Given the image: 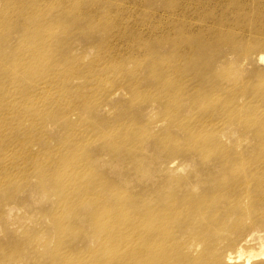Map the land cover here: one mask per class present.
<instances>
[{
	"label": "rangeland",
	"instance_id": "obj_1",
	"mask_svg": "<svg viewBox=\"0 0 264 264\" xmlns=\"http://www.w3.org/2000/svg\"><path fill=\"white\" fill-rule=\"evenodd\" d=\"M262 121L264 0H0V264H264Z\"/></svg>",
	"mask_w": 264,
	"mask_h": 264
},
{
	"label": "bare ground",
	"instance_id": "obj_2",
	"mask_svg": "<svg viewBox=\"0 0 264 264\" xmlns=\"http://www.w3.org/2000/svg\"><path fill=\"white\" fill-rule=\"evenodd\" d=\"M9 1H10V6H11V8H12V0H8V2H9ZM21 12L24 13V10L21 9ZM179 45H182L183 48H184V47L188 46V43H187L186 40H184V41H183V40H180V41H179ZM19 56H20V55L17 54V58H18ZM15 58H16V57H15ZM15 58H13L12 61H14L15 65H16V64H17V62H16V61H17V58H16V59H15ZM259 58L262 59L263 56L259 55ZM4 59H5V58H4ZM14 59H15V60H14ZM5 60H6V59H5ZM49 70H52V68H49ZM259 124H261L262 126H264V121L259 122ZM129 137H130V135H126V136H124V138H129ZM228 176H229V175L227 174V176H224V177H218V178H217L218 180L215 179V180H217V181H216L215 185L211 188L210 195H208L209 197L199 200L197 206H194V205H193V202H191L189 208L187 209V213L192 214L191 212H192L193 210H201V209L205 208V206L213 207V206H209V204L212 203V202L219 201V199H222V200L228 201V200H229V197H231L232 195H234L233 192L230 193V187H226V185H225V183H224V179H226ZM215 180H214V181H215ZM214 181H213V182H214ZM155 193H160V192H155ZM165 195L167 196V198H168L170 201H172L173 198H174V192H169V193H167V194H165ZM231 198H232V197H231ZM184 199H185V197H184ZM149 208H150V206H146V207H144V210H145V211H148ZM159 213H160V211L158 210V212H157V216H158ZM187 220L189 221V220H190V217H188ZM120 221H121V220H120ZM156 221H157V223H158V226L160 227V226L162 225V220H161L160 218H158ZM147 223H148V222H147ZM145 226H146V225H145ZM145 226H144V227H145ZM158 226H157L155 223L152 224V227L155 228V229H157V233H158L161 237L164 238V235H163V234H166V237H167V235L170 236V234H168L169 227H167V228H165V229H164V228H163V229H159ZM144 227H142V228H144ZM142 231L144 232V229H143ZM146 242H147L146 240H143L142 244H143L144 246L148 245ZM243 243H245V242H243ZM261 254L263 255V253H261ZM241 256H242V253H239V254H237V255L234 256V257L231 256V255H229V254H227V255H225V256L223 257L222 263H224V264H230V263L233 262L234 259L237 260V261H239V260L241 259ZM248 256H249V255H248Z\"/></svg>",
	"mask_w": 264,
	"mask_h": 264
}]
</instances>
